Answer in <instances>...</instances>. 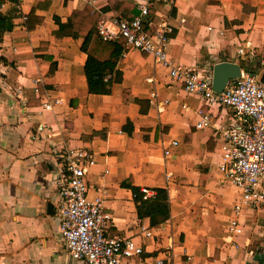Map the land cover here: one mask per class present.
<instances>
[{
    "label": "crops",
    "instance_id": "obj_1",
    "mask_svg": "<svg viewBox=\"0 0 264 264\" xmlns=\"http://www.w3.org/2000/svg\"><path fill=\"white\" fill-rule=\"evenodd\" d=\"M126 1L136 13L139 0ZM144 2L149 9L161 3L157 22L169 18L167 55L173 67L212 70L217 63L233 62L263 82L264 0ZM18 3L21 15L0 42V264H76L59 238L56 217L62 172L57 153L68 147L93 157L88 197L104 199L111 218L107 232L144 242L136 264L169 261L165 246L171 233L169 264H264V204L245 209L241 234L227 230L239 193L217 168L223 144L218 130L231 124L230 110L203 105L168 69L134 50L120 57L122 81L110 95L89 94L83 72L87 54L106 60L111 42L95 34L85 53L83 38L56 39L52 32L86 5L99 13L96 26L120 16L106 11V0ZM37 3L42 8L35 16L43 20L29 31L25 16ZM12 7L6 3L1 11ZM246 43L255 52L248 61L237 54ZM199 109L211 117L203 130L196 129ZM163 148L170 149L168 156ZM123 182L152 193L166 189L169 219L156 228L148 218L139 219ZM140 227L157 237L141 240Z\"/></svg>",
    "mask_w": 264,
    "mask_h": 264
},
{
    "label": "built area",
    "instance_id": "obj_2",
    "mask_svg": "<svg viewBox=\"0 0 264 264\" xmlns=\"http://www.w3.org/2000/svg\"><path fill=\"white\" fill-rule=\"evenodd\" d=\"M137 12L128 20L118 16L100 20L96 35L102 41L125 40L121 58L131 50L153 59L155 64L169 70L171 78L183 83L188 93L201 98L202 104L220 106L230 110V125L221 126V158L218 172L239 193L228 223L232 235L242 233L241 215L247 208L257 209L264 204V83L249 72L241 71L239 78L230 81L221 93L212 89V70L173 67L167 55L172 28L167 16L161 17L149 34L146 27L152 26L149 6L144 1L136 2ZM242 60L255 57L254 48L246 43L237 50ZM152 96H155L152 94ZM51 104H44L49 110ZM197 130L210 125L211 117L198 110ZM176 147L177 142H172ZM170 154L163 148V155ZM62 172L57 180L58 202L56 217L59 222V238L69 256L76 264H136L145 252L144 242L133 237H120L107 232L110 216L105 212L104 199L99 195L88 197L87 171L93 157L81 148H63L57 153ZM144 198L153 193L142 189ZM159 227V226H158ZM166 228H162L165 231ZM153 230L140 227L139 238H155ZM173 235H169L165 254L173 258ZM166 259L156 258L155 264H169Z\"/></svg>",
    "mask_w": 264,
    "mask_h": 264
},
{
    "label": "trees",
    "instance_id": "obj_3",
    "mask_svg": "<svg viewBox=\"0 0 264 264\" xmlns=\"http://www.w3.org/2000/svg\"><path fill=\"white\" fill-rule=\"evenodd\" d=\"M108 7L106 11L118 14L121 18L130 20L135 14V5L126 0H106ZM10 3L13 5L6 13L2 7ZM18 0H0V42L5 33H9L14 28V19L21 15ZM161 7V3L154 4L149 9L148 20L152 26L146 27L147 33L151 34L155 30L157 17L155 12ZM42 8L41 3H37L25 16V27L32 30L36 24L42 23V18L35 16V10ZM99 13L89 5L82 10H74L66 22H60L59 28L52 32L56 39L71 37L74 39L83 38L82 51L87 53L89 43L96 34V23ZM112 51L106 60H98L94 56L87 54V59L83 68L86 78L87 89L91 95H110L114 84L122 81V73L117 68L125 40L122 38L111 42ZM52 72V68H51ZM249 72V71H248ZM252 74V72H249ZM123 188L130 190L135 205L136 215L139 219L148 218L150 226L156 228L165 223L170 217V205L167 190L164 188H154L153 195L144 198L141 189L133 186L129 182L121 183Z\"/></svg>",
    "mask_w": 264,
    "mask_h": 264
},
{
    "label": "water",
    "instance_id": "obj_4",
    "mask_svg": "<svg viewBox=\"0 0 264 264\" xmlns=\"http://www.w3.org/2000/svg\"><path fill=\"white\" fill-rule=\"evenodd\" d=\"M147 1V0H142ZM241 75L238 64L233 62H220L212 67V89L215 93H221L226 85ZM264 83V78H263Z\"/></svg>",
    "mask_w": 264,
    "mask_h": 264
}]
</instances>
